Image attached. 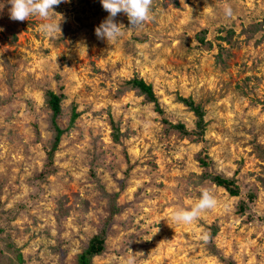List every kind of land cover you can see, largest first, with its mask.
Listing matches in <instances>:
<instances>
[{"label": "rangeland", "instance_id": "1", "mask_svg": "<svg viewBox=\"0 0 264 264\" xmlns=\"http://www.w3.org/2000/svg\"><path fill=\"white\" fill-rule=\"evenodd\" d=\"M151 7L140 28L118 13L123 35L109 44L95 34L110 15L101 0L54 6L53 37L38 16L10 19L0 0V264H77L97 234L93 264H264V31H247L264 0ZM134 75L152 83L163 115L127 88ZM48 90L64 95L66 129L51 156ZM179 95L204 107V141L164 123L195 128ZM201 188L216 207L173 221Z\"/></svg>", "mask_w": 264, "mask_h": 264}, {"label": "clouds", "instance_id": "2", "mask_svg": "<svg viewBox=\"0 0 264 264\" xmlns=\"http://www.w3.org/2000/svg\"><path fill=\"white\" fill-rule=\"evenodd\" d=\"M62 0H8L11 5L9 9L10 19L13 21H25L30 16H38L43 21L39 24V31L47 36L53 37L61 32L60 23H56L52 14L54 6H58ZM153 0H101L102 7L110 15L95 28L98 39L106 40L112 44L123 35L122 25L114 22L118 13L127 15L133 28H140L151 19ZM224 14L227 17L233 15L231 6L226 5ZM217 201L208 188L200 189V197L190 208H178L173 211L171 219L178 224H191L199 218L202 212L216 207ZM125 264H135L133 255H130Z\"/></svg>", "mask_w": 264, "mask_h": 264}, {"label": "trees", "instance_id": "3", "mask_svg": "<svg viewBox=\"0 0 264 264\" xmlns=\"http://www.w3.org/2000/svg\"><path fill=\"white\" fill-rule=\"evenodd\" d=\"M251 30V32H256L263 30L264 31V18L261 21L255 22L247 29V31ZM125 84L128 85L127 88L129 89H136L139 95H142L145 101L152 102L155 106V109L160 113L164 114V110L161 107L159 102V98L153 88L152 83L147 82L144 78L139 77L138 75H134L129 79L125 80ZM64 95L55 92L54 90H48L46 93V99L48 106L51 110V118H50V127L53 132V141L52 147L50 150V156L54 153L57 149L59 142L61 140L62 134L66 131L63 129L60 124L58 123L57 119L62 113V99ZM178 100L189 107L196 116L195 120V128L189 129L184 123L182 122H171L166 117H163L164 123L168 126V128H172L180 132L182 135L194 137V140L197 141H204L205 131H206V120H205V109L204 107L196 103L194 99L190 96L185 97L182 95L177 96ZM73 116L71 121L77 116V113L73 109ZM201 158L203 164L207 162ZM213 180L216 184H219L225 187L231 195H238L240 194L239 185L235 182L232 178H228L222 176L221 174L214 175ZM251 195V194H250ZM252 198V195H251ZM242 208H245L246 205H241ZM104 242L105 239L100 234L95 235L89 242L86 249H84L78 256L77 264H93V256L96 254L101 253L104 250ZM228 264H236L233 261L227 260Z\"/></svg>", "mask_w": 264, "mask_h": 264}]
</instances>
